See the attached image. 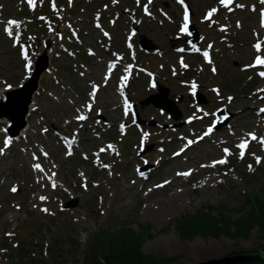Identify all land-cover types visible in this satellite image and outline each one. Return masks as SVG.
Masks as SVG:
<instances>
[{"label":"rangeland","instance_id":"1","mask_svg":"<svg viewBox=\"0 0 264 264\" xmlns=\"http://www.w3.org/2000/svg\"><path fill=\"white\" fill-rule=\"evenodd\" d=\"M186 9L197 38L182 31ZM262 13L264 0H0V91L25 81L43 50L48 59L23 134L0 118V264H82L92 233L113 224L148 228L139 251L161 264H240L241 251L261 252L257 223L244 237L193 238L177 223L201 209L234 222L248 198L264 208V66H251L264 58ZM155 83L182 97L181 118L139 104ZM222 106L230 120L205 136ZM193 243L222 251L186 259Z\"/></svg>","mask_w":264,"mask_h":264},{"label":"trees","instance_id":"2","mask_svg":"<svg viewBox=\"0 0 264 264\" xmlns=\"http://www.w3.org/2000/svg\"><path fill=\"white\" fill-rule=\"evenodd\" d=\"M253 196L262 202L259 194H253ZM248 201L252 204L251 210L246 216L234 222L212 215L211 210L201 209L194 216L179 220L177 230L183 238H193L198 234L219 235L222 233L244 237L251 230V226L257 223L264 237V208L254 204L250 198ZM147 229L139 227L138 231H134L126 225L118 224L98 228V232L91 235L82 264H161L139 251L143 236L148 232ZM262 249L261 252L241 251L242 253L235 257L238 260L241 259L240 264L242 262L264 264V245Z\"/></svg>","mask_w":264,"mask_h":264},{"label":"water","instance_id":"3","mask_svg":"<svg viewBox=\"0 0 264 264\" xmlns=\"http://www.w3.org/2000/svg\"><path fill=\"white\" fill-rule=\"evenodd\" d=\"M190 33L196 34L194 26H191ZM192 40L193 39H188V41ZM141 45L146 46L147 48L154 47V44H152L148 39H143L141 41ZM38 59L39 61L37 60L32 74L21 84V86L15 87L11 91H6L3 93L0 92V118L6 117L11 121V125L13 127L11 126L8 131L12 136L17 135L20 129L24 127L25 116L28 113V105L31 103L32 95L38 87V78L41 72H43L48 67V59L44 51ZM168 92L169 90L166 87L160 86L158 94L150 95L149 97L141 101V104L152 103L155 107H160L168 111L169 115H173L175 119L180 118L182 116V113L176 107L175 102L167 97ZM180 99L181 97H178L177 101H179ZM220 110L225 111V108L222 107ZM216 114L219 118V125L217 127H220L223 123H227L231 117V114H228L227 118L223 120L219 115V112H216ZM135 122H141L137 114ZM150 124L155 125L156 123L151 122ZM181 124L182 123H180V125ZM151 147L152 145H148L146 149L149 150ZM71 202H68L67 205H72Z\"/></svg>","mask_w":264,"mask_h":264},{"label":"snow or ice","instance_id":"4","mask_svg":"<svg viewBox=\"0 0 264 264\" xmlns=\"http://www.w3.org/2000/svg\"><path fill=\"white\" fill-rule=\"evenodd\" d=\"M28 2H29V5H30V6H32V5L34 4V0H28ZM149 2L151 3V0H149ZM180 2L182 3L183 0H180ZM220 2H221L222 4H224V5H228V4H230V3L232 2V0H220ZM145 9H146V11H147V6H145ZM215 11H216L215 9L212 10V12H215ZM212 12H210L208 15L211 16V15H212ZM184 19H185V24H184V27L182 28V31H186V30H187V20H188L187 9L185 10V17H184ZM16 23H17L16 21H8V24H9V25H14V24H16ZM261 24H262V26H264V13L261 14ZM5 30L8 31L9 34H11V32H10L9 29L6 28ZM255 47H256L257 50L259 51V49H260V45L257 44ZM205 56L207 57V53H205ZM25 58H27L26 54H25ZM256 65L264 66V58H262V57H260V56H257V58H256V60H255V64H254V65H251V66H256ZM259 75H261L262 77H264V72H260ZM125 79H127V77H125ZM93 87H94V91H93V93H92L91 95L94 97V96H95V86H93ZM193 89H195V84H193ZM262 91H264V90H262ZM88 107H89V109H91V105H88ZM262 111H264V110H262ZM77 119H79V120H83V119H85V117H84V116H79V117H77ZM211 131H212V129L209 128V129H208V132H206L205 135H207V134L210 133ZM253 138L255 139L254 136H253ZM262 142H264V141H262ZM7 143H8V141H5V144H6V145H7ZM191 143H193V141H188V144H189V145H190ZM244 146H245L244 144L241 145V147H244ZM101 151H104V149H101ZM225 151L227 152V150H225ZM69 154H71V153H69ZM177 155H178V153H177ZM225 162H226V161H224V160L216 161V162H214V164H213L212 166H214L215 163L223 164V163H225ZM34 167H35L37 170L43 171V169L41 168V166H40L39 164H36ZM202 167H203V165H202ZM178 175H185V176H187V175H190V172H189V173H178ZM166 183H167V182H166ZM158 187H159V185H158ZM11 191L15 192V191H16V188L13 187V188L11 189ZM43 199H45V198H44V197H41V200H43ZM43 211H47V210L44 209ZM7 235H11V233H8Z\"/></svg>","mask_w":264,"mask_h":264},{"label":"bare ground","instance_id":"5","mask_svg":"<svg viewBox=\"0 0 264 264\" xmlns=\"http://www.w3.org/2000/svg\"><path fill=\"white\" fill-rule=\"evenodd\" d=\"M0 92L3 93V92H5V90H2ZM27 127H28V124L22 130L21 135L23 134L24 130H26ZM208 135H209V133L205 136H208ZM174 195L175 194H172V196H174ZM173 242H175V241L173 240ZM187 247L185 246V248H187ZM221 251H222L221 248H215L214 246H204V245H200L198 243H193V245L190 246L186 251V259L193 258V259L198 260L200 258H209V257L214 256V254H218V252H221ZM193 259H189V260H193Z\"/></svg>","mask_w":264,"mask_h":264}]
</instances>
